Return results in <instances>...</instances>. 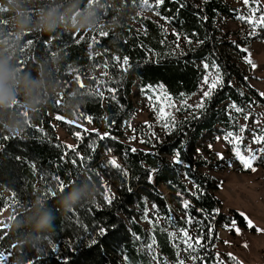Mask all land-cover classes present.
Listing matches in <instances>:
<instances>
[{
    "label": "trees",
    "instance_id": "obj_1",
    "mask_svg": "<svg viewBox=\"0 0 264 264\" xmlns=\"http://www.w3.org/2000/svg\"><path fill=\"white\" fill-rule=\"evenodd\" d=\"M52 2L36 0L31 6L33 21L37 10ZM55 2L63 8L74 2L73 12L91 13V30L62 23L47 34L32 26L18 35L14 17L5 7L7 0H0V34L10 42L17 71L50 85L44 103L25 117L18 132L8 131L0 121V213L11 208V216L0 220V254L6 264H148L147 255L140 253L148 233L136 216L151 208L161 218L153 223L152 239L162 260L220 264L216 244L224 220L237 219L242 226L247 223L236 210L229 216L222 213V202L215 194L218 180L202 167L223 165L213 163L199 149L203 141H215L219 133H237L245 110L258 102L264 105V94L251 84L237 61L247 58L244 47L253 39L264 40V29L250 36L251 26L240 19L244 15L226 0L155 3L152 11L172 28L170 32L151 16L137 13L140 0ZM259 7L264 10L260 2ZM224 16L246 29L222 35ZM180 40L185 41L181 53ZM123 57L129 58L126 66L117 62ZM204 63L213 72V65L219 68L216 74L222 84L205 101L203 110L184 103L174 126L166 128L165 136L156 142L146 140L147 149H135L121 139L136 110V86L150 90L160 85L172 98L184 102L199 91L207 74ZM20 101L22 96L13 109L17 114L24 111ZM79 111L95 129L82 132L71 147L60 140L54 122L74 133L76 129L65 119ZM104 134L108 135L101 139ZM176 153L181 163L174 162ZM110 154L127 172L126 177L106 167L112 160ZM56 177L68 185L66 193L45 199L56 191ZM107 182L115 190L111 204L105 199ZM69 197L77 202L66 210L63 205ZM36 200L46 206L41 211L55 212L52 228L35 230ZM185 201L189 202L187 209ZM188 217L192 218L190 225ZM100 228L106 229L105 235L99 234ZM184 228L193 237H201L204 247L193 255L202 259L193 261L169 231L179 233Z\"/></svg>",
    "mask_w": 264,
    "mask_h": 264
},
{
    "label": "rangeland",
    "instance_id": "obj_2",
    "mask_svg": "<svg viewBox=\"0 0 264 264\" xmlns=\"http://www.w3.org/2000/svg\"><path fill=\"white\" fill-rule=\"evenodd\" d=\"M226 1L237 7L244 16L249 15L250 9L244 5L243 0ZM259 2L264 7V0H259ZM155 3L156 0H149V6L145 8L140 2L137 7V13L151 16L158 23L164 24L167 32L173 31L163 19L152 11ZM238 29L245 30L246 27L228 17L224 16L222 18V35H231L232 32ZM180 41L178 42V49L181 53L185 49V41ZM244 48L247 51V58L238 57L237 61L245 69L251 84L264 94V40L253 39ZM249 59L256 65L255 68L247 63ZM100 71L102 72L103 68ZM216 76V72L211 71V78ZM205 90H207V86L203 85L202 82L199 91L182 102L172 98L163 86L158 85L150 90L136 86L133 94L136 110L132 112L129 126L124 131V134L120 136L121 139L135 149H147L146 140L156 142L163 138L167 131L163 126V122L157 119V112L153 109L172 104L175 107L168 108V111L170 116L172 115V117L178 119L182 116L181 106L184 103L193 106L200 103ZM148 97H152V99ZM65 121L71 129H76L74 133L68 131L57 120L54 122L55 129L60 140L71 147L76 146V139L82 132L85 133L95 129L91 120L80 111L76 113L74 118L65 119ZM238 125L240 128L237 133H234V136L242 137L243 143L239 145V148L244 155H248V153L243 151L246 146L251 147L253 150L264 147V144H254L252 142L253 132L260 135L261 130H264V105L258 102L250 106L248 110H245V114L240 116ZM241 128L245 130L242 132ZM226 134L219 133L216 135L215 141L207 139L201 143L202 147L199 152L213 163L220 162L223 165L222 167L218 164H215L216 166H206L202 167V170L210 173L218 180L219 189L215 190V194L222 202V213L231 214L232 210L243 213L245 217L252 221L253 227L242 226L237 219H232L228 223L224 220V227H220V240L216 244V251L224 264H231L228 259L229 254L234 255L241 264H264V154H260L254 162V167L257 169L255 172L243 168L234 155V144L225 139ZM110 157L116 160L111 154ZM105 186L107 197H112L115 193L114 188L108 182L105 183ZM162 189L166 190L165 187ZM10 216L11 208L7 206L0 213V220L4 221ZM122 216L129 228H131L130 221L126 216ZM136 218L146 228L148 233L146 241H142L140 253L144 252L149 260L152 252L147 250V245L154 242L152 239L153 223L154 221L156 223L160 222L161 218L153 212L152 208L147 212L140 213ZM233 221L236 222L235 225H233ZM237 228L240 229L239 233L236 231ZM169 231L171 235L172 233H178L176 230ZM175 241L178 240L175 238ZM153 252L157 255L158 264H171L162 260L155 242ZM184 262L185 264L190 263V261L186 262L185 260Z\"/></svg>",
    "mask_w": 264,
    "mask_h": 264
},
{
    "label": "clouds",
    "instance_id": "obj_3",
    "mask_svg": "<svg viewBox=\"0 0 264 264\" xmlns=\"http://www.w3.org/2000/svg\"><path fill=\"white\" fill-rule=\"evenodd\" d=\"M36 0H7V10L14 17L13 25L16 33L22 34L30 27L35 26L47 34L54 31L62 23H70L77 30H91L93 15L87 11L73 12L74 2H69L67 8L57 4L55 0L47 7H40L33 21L31 6ZM63 8V11L61 10ZM9 41L0 34V121L7 124V130L18 132L24 125L25 117L36 112L44 103L43 95L50 87L45 79H33L30 74H21L17 71L14 59L10 55ZM23 97L24 111L17 114L13 111L18 98ZM63 206L70 210L77 202L75 197H69ZM36 212L33 217V226L37 232L50 229L56 221L52 210L41 211L45 207L40 200L35 201Z\"/></svg>",
    "mask_w": 264,
    "mask_h": 264
},
{
    "label": "snow or ice",
    "instance_id": "obj_4",
    "mask_svg": "<svg viewBox=\"0 0 264 264\" xmlns=\"http://www.w3.org/2000/svg\"><path fill=\"white\" fill-rule=\"evenodd\" d=\"M140 2H141V5L145 8L149 6V0H140ZM156 3L162 4L163 0H156ZM243 3L245 6L249 7L250 12L247 17L241 16L240 19L244 20L247 24L251 26L252 31L249 32V35L256 36L257 29H264V10H262L259 7V0H243ZM253 5H255V7ZM258 13H259V16L257 18ZM101 34L106 35V33H101ZM244 50L245 49H242V51ZM117 62L121 63L122 66H126L129 64V58L123 57L122 60L120 58H117ZM247 63H249L253 68L256 67V65L252 63L250 59L247 60ZM203 67L208 73L203 78V85L207 86V90L203 91V96H202L200 103H197L194 106L188 105L189 108L195 107L196 109L203 110V108L205 107V101H210L213 95V91L222 84V79L219 75H217L215 78H211V70H210V66L208 63H204ZM212 68L214 69L216 73H219V68L217 66L213 65ZM108 91H111L114 93L115 90L108 89ZM101 96H102V93H101ZM148 98L152 99V97H148ZM172 107H175V106L172 104H169L167 106H161L158 109L156 108L153 109L154 111L157 112V119L163 122V126L165 128H169L170 126H174L175 124V118L171 117L168 111V108H172ZM244 130H245L244 128H241L242 132ZM107 135L108 134H104L103 136H101V139L106 138ZM230 138H233V139H230ZM225 139H228L230 143L234 144V155L238 159L241 166L245 169H250L251 171L255 172L257 169L254 167V162L258 159V156L260 154H264V147L253 150L251 147L246 146L243 151L248 153V155H244L239 148V145L243 143L242 137L234 136V133L229 132L226 134ZM252 142L254 144H264V130H261L260 135H257L255 132H253ZM132 151H135V149H132ZM175 155H176V159L174 162L181 163L179 159V154L176 153ZM73 163H75V161H73ZM106 167H111V168L116 169L118 174L121 176H125V177L127 176V172L122 169L121 165H119L115 159L108 161ZM55 179L57 180L56 191H50L48 194H46L45 199H47V196H52V197L56 196L57 192H60L62 194L66 193V189L68 185L65 184L63 181H60L58 177H56ZM89 179L91 178L89 177ZM128 191H132V189L129 187ZM105 199H106V203L111 204L114 197L106 196ZM183 207L187 209L189 207V202L185 201L183 204ZM241 215L243 216L244 214L241 213ZM245 220L249 228L253 227L252 221L250 219L245 217ZM186 223L190 225L192 223V218L188 217ZM232 223L233 225H235L236 222L233 221ZM236 231L239 233L240 229L237 228ZM99 234L105 235L106 229L100 228ZM172 236L178 240L179 244H182L184 246L183 250L189 254L190 258L193 261L202 259L198 254L193 255V253L197 252L198 248L204 247L202 239L199 235L196 237H193L190 234L189 230L187 228H184V229H181L179 233H172ZM93 243H96V241H93ZM153 247H154V242L153 244L147 245V250L149 252H152V256L150 257L148 264H158V258H157L156 253L153 252ZM177 255H179V247H177ZM228 259L231 261V264H240V262L232 254L228 255ZM0 264H6V257H4L2 254H0ZM175 264H185V262L183 259H178L177 261H175ZM220 264H223V261H221Z\"/></svg>",
    "mask_w": 264,
    "mask_h": 264
}]
</instances>
